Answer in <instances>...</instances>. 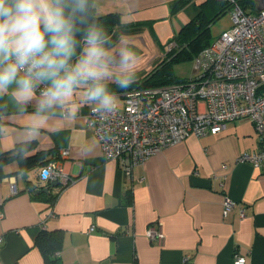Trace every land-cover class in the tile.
<instances>
[{
	"label": "crops",
	"instance_id": "crops-1",
	"mask_svg": "<svg viewBox=\"0 0 264 264\" xmlns=\"http://www.w3.org/2000/svg\"><path fill=\"white\" fill-rule=\"evenodd\" d=\"M175 1L94 0L93 7L97 14L117 12L122 24L150 22L143 31L155 55L162 56L205 0L173 9ZM85 91L81 86L63 109L41 113L46 123L36 138L30 137L28 121L41 93L36 90L24 111L14 103L11 88L2 97L0 148L33 141L35 149L25 155L48 151L72 180L50 188V196L56 195L50 200L46 192L35 193L49 183L39 177V165L27 176L12 173L17 161L5 166L10 175L0 180V264H46L35 244L42 230L61 236L57 264H233L235 254L244 264H264V162L254 166L237 160L259 148L250 120L228 121L216 134L188 135L127 175L115 160L104 158L88 124L94 105L85 102ZM114 94L122 104L123 94ZM62 149L68 150L66 156ZM140 176L143 180L136 182ZM226 196L236 204L224 214ZM155 222L164 232L161 245L146 235Z\"/></svg>",
	"mask_w": 264,
	"mask_h": 264
},
{
	"label": "built area",
	"instance_id": "built-area-1",
	"mask_svg": "<svg viewBox=\"0 0 264 264\" xmlns=\"http://www.w3.org/2000/svg\"><path fill=\"white\" fill-rule=\"evenodd\" d=\"M229 1L230 27L194 57L196 72L185 81L132 89L122 95L123 103L115 113L100 116L94 107L90 110L88 124L104 158L115 160L125 174L131 175L135 165L162 148L188 135L216 134L235 119L250 120L259 139L257 150L243 152L237 160L254 166L264 162V0H253L254 11ZM45 89L39 85L36 90ZM60 153L66 156L68 150ZM39 174L42 180H55L62 186L72 180L57 159L42 165ZM142 180V176L135 179ZM235 204L226 196L224 214ZM240 215L244 216L243 208ZM146 235L158 245L164 241L159 222L151 223ZM233 264H244V257L235 254Z\"/></svg>",
	"mask_w": 264,
	"mask_h": 264
},
{
	"label": "clouds",
	"instance_id": "clouds-1",
	"mask_svg": "<svg viewBox=\"0 0 264 264\" xmlns=\"http://www.w3.org/2000/svg\"><path fill=\"white\" fill-rule=\"evenodd\" d=\"M90 7L91 0H0V97L11 88L14 103L24 111L37 87L46 84L37 112L29 117L31 138L46 123L41 113L63 109L81 86L98 115L117 112L118 97L108 87L114 66L121 70L115 77L119 88L137 79L134 55L123 49L113 55L103 28L87 23ZM79 32L86 46L72 64Z\"/></svg>",
	"mask_w": 264,
	"mask_h": 264
},
{
	"label": "trees",
	"instance_id": "trees-1",
	"mask_svg": "<svg viewBox=\"0 0 264 264\" xmlns=\"http://www.w3.org/2000/svg\"><path fill=\"white\" fill-rule=\"evenodd\" d=\"M93 1L91 0V7L89 13L88 24L95 23L96 25L103 28L105 33L108 35L109 41L107 47L115 45L118 38L122 35H133L143 30V26L150 22H135L130 24H122L120 21V15L117 12H108L105 14H97L93 7ZM188 0H177L172 5L173 9L180 7ZM239 5L248 11H254L255 5L253 0H236ZM232 3L229 0H205L200 4V11L198 14L184 24L178 32L169 41L173 42L174 46L166 49L164 55L161 56L160 60L156 63L154 68L146 75L138 78L135 82L127 89H121L115 82L108 81V87L113 93L124 94L132 89L146 90L153 87H159L164 85H170L173 83L183 82L187 77L179 78L176 77L171 68V63L182 57H189L194 59L195 56L205 47L209 46L213 39L210 37L208 32L209 24L214 17L219 16L220 12L224 10H230ZM82 28L84 26H81ZM77 47L75 55L73 56L71 63L75 64L78 57L86 46L83 39V33L79 32L76 35ZM167 46V45H166ZM6 112V107L3 104L2 97H0V132L3 124V114ZM35 149V142L26 141L18 143L14 148L10 150H2L0 148V180L10 175L6 173L5 166L12 162L17 161V171L27 176L28 171L39 165L40 167L47 163L52 157H47L48 151L38 150L31 155H25L28 151ZM40 177V174H39ZM27 184L32 191L35 189V184H31L30 180H27ZM41 188L44 186H40ZM33 195V194H32ZM49 199L52 200L56 197L50 196V192L47 193ZM34 197L37 195H33ZM61 236L54 231L42 230L35 239L36 246L41 250L46 264H57L59 259L56 251L60 247Z\"/></svg>",
	"mask_w": 264,
	"mask_h": 264
},
{
	"label": "rangeland",
	"instance_id": "rangeland-1",
	"mask_svg": "<svg viewBox=\"0 0 264 264\" xmlns=\"http://www.w3.org/2000/svg\"><path fill=\"white\" fill-rule=\"evenodd\" d=\"M231 25V13L230 10H224L220 12L219 16L213 18L209 24L208 32L210 37L214 40L223 30H226ZM174 45L168 44L164 47V50L173 47ZM113 55L123 49L131 52L135 57V66L137 67V79L150 72L156 63L160 60L161 56L155 55V46L149 40L147 33L143 30L133 35H122L118 38L115 45L109 47ZM171 68L176 77L184 78L190 77L196 72L194 62L192 58L182 57L176 59L171 63ZM121 74V70L118 66L112 68V74L109 76V82H115V77ZM121 105V102L119 103Z\"/></svg>",
	"mask_w": 264,
	"mask_h": 264
},
{
	"label": "water",
	"instance_id": "water-1",
	"mask_svg": "<svg viewBox=\"0 0 264 264\" xmlns=\"http://www.w3.org/2000/svg\"><path fill=\"white\" fill-rule=\"evenodd\" d=\"M57 184H58L57 181L52 180V181H50L46 186H44V187H42V188H38V189H36V190H35V193H38V192H40V191H43V192L48 193L49 190H50V188H52L53 186H56Z\"/></svg>",
	"mask_w": 264,
	"mask_h": 264
}]
</instances>
